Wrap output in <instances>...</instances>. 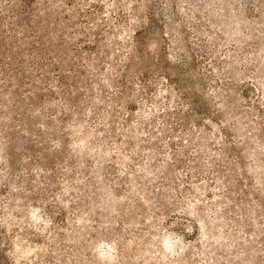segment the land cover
Instances as JSON below:
<instances>
[{"label": "rangeland", "instance_id": "1", "mask_svg": "<svg viewBox=\"0 0 264 264\" xmlns=\"http://www.w3.org/2000/svg\"><path fill=\"white\" fill-rule=\"evenodd\" d=\"M0 264H264V0H0Z\"/></svg>", "mask_w": 264, "mask_h": 264}]
</instances>
